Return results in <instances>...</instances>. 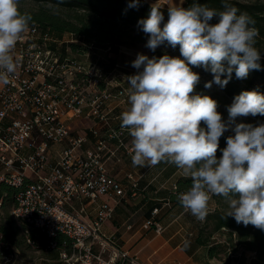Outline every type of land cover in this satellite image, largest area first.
<instances>
[{
  "label": "clouds",
  "instance_id": "9594fccd",
  "mask_svg": "<svg viewBox=\"0 0 264 264\" xmlns=\"http://www.w3.org/2000/svg\"><path fill=\"white\" fill-rule=\"evenodd\" d=\"M19 5L20 0H0L3 85L11 82L20 66L15 50L32 23L31 14L21 12ZM139 5L140 0H131L128 6ZM167 13L163 28L164 14L155 3L148 17L138 21L148 36V49L179 46L180 56L149 58L138 53L132 61L138 71L126 77L129 107L120 116L121 129L131 137L132 164L174 165L191 180L186 190L176 191V199L197 220L206 219L213 196H220L228 204L226 217L264 232V123H236L237 117L264 115V94L256 89L242 91L227 107L225 121L216 100L195 93L200 75L192 70L211 72L213 79L205 83L206 89L213 84L224 89L233 72L237 79H246L250 71L262 70L255 20L227 0L223 10L193 3L187 8L168 6ZM214 17L218 22L210 23ZM229 129L234 134L227 137L218 158L219 140Z\"/></svg>",
  "mask_w": 264,
  "mask_h": 264
},
{
  "label": "built area",
  "instance_id": "2783aa9c",
  "mask_svg": "<svg viewBox=\"0 0 264 264\" xmlns=\"http://www.w3.org/2000/svg\"><path fill=\"white\" fill-rule=\"evenodd\" d=\"M75 39L74 33L60 38L49 27L30 24L15 50L18 70L8 85L0 84V182L18 189L10 215L34 232H47V252L57 248L55 236L64 235L65 264H144L103 231L120 200L140 189L134 174L122 181L109 172L120 152L130 155L120 116L129 107L126 77L135 73L114 81L118 65L106 73L103 64L112 44L93 41L73 49ZM103 196L114 204L98 202ZM3 201L0 196L1 208ZM144 228L165 231L154 218Z\"/></svg>",
  "mask_w": 264,
  "mask_h": 264
},
{
  "label": "trees",
  "instance_id": "16d2710c",
  "mask_svg": "<svg viewBox=\"0 0 264 264\" xmlns=\"http://www.w3.org/2000/svg\"><path fill=\"white\" fill-rule=\"evenodd\" d=\"M27 2L37 7V10H33L25 9L19 5L21 12L31 14V24L49 27L50 31L60 38L67 32L74 33L77 42L71 43L73 49L88 45L93 41L99 44L112 43L111 53L114 54L113 52H118L112 42L115 39L112 37L114 32L116 34L126 33L130 29L135 34L136 39L138 38L137 40L141 42H144L145 37H148L138 26V21L146 19L150 12L152 4L147 0H140L138 8L128 6L131 0H20V3ZM227 2L255 20V27L259 30L256 47L261 51L262 70L250 71L246 79H237L235 72H233L232 79L222 90L226 98L232 100L242 91L256 89L264 94V3L246 4L235 0H227ZM193 3L206 4L210 8L223 10L225 0H183V6L186 8L191 7ZM160 8L164 14V20L160 25L163 28L164 24L167 23L168 13L166 7ZM54 11L66 14L73 21H67ZM217 22L218 18L215 17L210 21V23ZM174 50L180 52L179 46ZM110 55H107L103 61L106 73H110L117 66L114 61L109 60ZM200 69L204 70L203 68ZM205 72L213 77L210 71ZM131 73L136 74L137 72ZM255 118L264 120V115H257ZM118 126V124L115 125V127ZM228 136L229 134L225 132L220 138L217 157L222 155L220 150L226 147ZM124 139L126 140V136ZM176 183L177 189L170 192V200L172 203L180 205L176 199V191L186 190L190 186L191 180L182 176L178 178ZM17 193L16 187L7 182H0V196L4 198L3 209H11L17 204ZM212 199L216 201L218 206L226 202L220 196H213ZM225 214L226 210L211 209L209 203V213L198 226L199 231L195 243L198 246H205L211 258L222 255L228 249H233L235 245H240L244 247V252H254L257 257L264 259V232L252 225L237 224L234 218L226 217ZM220 235L226 236L227 240L213 242V239ZM28 239L32 240V244L28 242ZM50 240L47 232L42 230L34 232L26 223L18 224L11 215H7L0 223V264H12V262L13 264H65L60 260V253L65 243H69V240L64 235L57 234L55 236L57 248L47 252L45 249ZM37 251H42L40 260L36 261L34 258L29 260V253ZM5 256L12 257V260L7 262L4 259Z\"/></svg>",
  "mask_w": 264,
  "mask_h": 264
},
{
  "label": "crops",
  "instance_id": "0c3cea01",
  "mask_svg": "<svg viewBox=\"0 0 264 264\" xmlns=\"http://www.w3.org/2000/svg\"><path fill=\"white\" fill-rule=\"evenodd\" d=\"M81 128L80 126L78 129ZM125 141L131 148L128 133ZM109 172L122 181L129 174L141 179L138 194L120 200L115 206L113 217L104 224L103 231L109 237L117 239L122 250L137 255L144 264H264L263 258L257 257L254 252H244V247L240 245L211 258L205 246L195 243L201 221L184 212L178 204L172 203L171 207L166 205L170 200L173 184L182 177L174 165L162 162L151 168L134 167L131 156L122 151L120 160L110 161ZM98 202L114 204L108 196L100 197ZM156 208L160 212L154 215ZM89 210L93 217L94 206L90 205ZM153 218L164 225L165 231L162 234L144 228L145 223ZM185 241L188 242L187 247L184 246Z\"/></svg>",
  "mask_w": 264,
  "mask_h": 264
},
{
  "label": "rangeland",
  "instance_id": "374dc122",
  "mask_svg": "<svg viewBox=\"0 0 264 264\" xmlns=\"http://www.w3.org/2000/svg\"><path fill=\"white\" fill-rule=\"evenodd\" d=\"M148 2H150V4H154L155 2L147 0ZM238 2H242V3H246V4H255V3H264V0H235ZM156 6L159 7H168V6H173L175 4H182L183 6V0H162V2H157L155 3ZM20 5L25 8V9H33V10H37V7L34 6L33 4L30 3H20ZM55 13L61 15L64 19H66L67 21H73L72 19H69L67 17L66 14H62L61 12L58 11H54ZM116 32H114V36H112L114 39V41H112L115 45V48L117 49L118 52H113L114 54L109 56V60L110 61H114L115 65H118L116 67L115 70L113 72V80L114 81H121V77L123 74L125 73H131V72H137L138 70L135 69L134 67H132V61H134L136 59L137 54H144L147 55L149 58L155 56L157 58L167 54L170 56H180V52L167 47V46H160L158 47L154 52L151 51L150 49H148L145 45L147 43L148 37H145V41L141 42L139 40L136 39L135 34L128 29L126 33H119L116 34ZM112 44V43H111ZM263 53H264V48H263ZM192 70L194 72L199 73L200 75V82L197 85L196 89H195V93L197 94H201V95H209L211 96L214 100H216L218 102V111L221 113L222 118L227 121L228 120V111H227V107L231 105L232 103V99H227L225 96V93L223 92L222 89H220L217 85L213 84V86L210 89H206L204 87L205 83L212 80L213 77H211L208 73L205 72V70H202L200 68L197 67H193ZM236 123H246V124H252L253 126H258L261 123H264V120H260L258 118H255L253 116H248V117H237L236 119ZM203 126V125H202ZM226 133H228L229 135H233V131L231 129H229V131H227ZM219 158V157H218ZM210 208L211 209H216V208H220L223 210L228 209V204L227 202L223 203L222 205L218 206L216 201L214 199H212L210 201ZM12 209V208H11ZM10 208H6L3 209L0 207V223L2 222V220L4 219L5 216L10 215ZM226 236H218L215 239H213V242L216 241H225ZM40 255H42V251H37V252H30L29 253V260L31 258H34L36 261L40 260ZM42 262V261H41ZM40 262V263H41ZM13 264V262H12Z\"/></svg>",
  "mask_w": 264,
  "mask_h": 264
}]
</instances>
